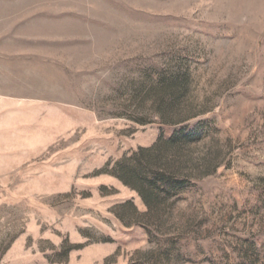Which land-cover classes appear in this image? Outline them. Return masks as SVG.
Listing matches in <instances>:
<instances>
[{"label": "rangeland", "instance_id": "374dc122", "mask_svg": "<svg viewBox=\"0 0 264 264\" xmlns=\"http://www.w3.org/2000/svg\"><path fill=\"white\" fill-rule=\"evenodd\" d=\"M0 264H264V0H0Z\"/></svg>", "mask_w": 264, "mask_h": 264}, {"label": "trees", "instance_id": "16d2710c", "mask_svg": "<svg viewBox=\"0 0 264 264\" xmlns=\"http://www.w3.org/2000/svg\"><path fill=\"white\" fill-rule=\"evenodd\" d=\"M162 136L163 134L158 138V142H162ZM186 140L187 136L184 134L183 128H180L174 131L170 138L165 139V142L171 145L177 144L178 146H183ZM139 151L145 150L139 149ZM145 166L149 167V174L135 168L133 170H128L124 167L123 163H119V171L115 172L114 175L117 179L119 178L124 185L129 186L131 189H135L147 207L151 208L155 202L157 203L158 200L165 199L175 189H178L181 181L179 177L176 176L177 173L168 169L164 164L156 163V165L148 166V163H145ZM127 205L131 207L130 203H127Z\"/></svg>", "mask_w": 264, "mask_h": 264}]
</instances>
